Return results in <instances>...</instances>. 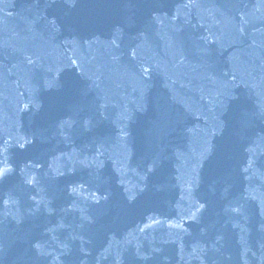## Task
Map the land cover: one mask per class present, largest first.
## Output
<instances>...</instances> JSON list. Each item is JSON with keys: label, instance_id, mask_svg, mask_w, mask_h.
I'll return each instance as SVG.
<instances>
[{"label": "water", "instance_id": "water-1", "mask_svg": "<svg viewBox=\"0 0 264 264\" xmlns=\"http://www.w3.org/2000/svg\"><path fill=\"white\" fill-rule=\"evenodd\" d=\"M165 1L173 10L188 0ZM229 1L220 12L251 34L236 41L243 50L234 51L235 65L226 51L201 53L215 39H180L173 77L152 68L155 87L135 70L102 90L84 84L79 98L62 86L56 97L46 94L54 110L38 105L32 120L51 129L23 125L41 157L15 142L0 146V264H264V0L253 10L252 0ZM7 22L18 29L15 15L0 20V32ZM154 29L112 45L115 58L159 55L167 43ZM41 30L68 55L78 51L79 40L58 24L45 21ZM100 62H89L86 75L103 77L94 74ZM248 63L263 71L249 72ZM220 122L240 134L222 133Z\"/></svg>", "mask_w": 264, "mask_h": 264}]
</instances>
